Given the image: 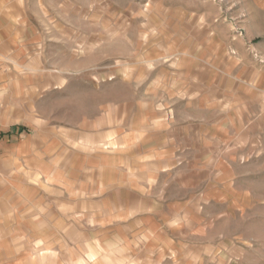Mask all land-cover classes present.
<instances>
[{
	"label": "rangeland",
	"instance_id": "1",
	"mask_svg": "<svg viewBox=\"0 0 264 264\" xmlns=\"http://www.w3.org/2000/svg\"><path fill=\"white\" fill-rule=\"evenodd\" d=\"M28 1V44L0 48V252L81 264L103 241L115 264H264L263 186L229 143L235 74L264 69V0ZM34 184L27 246L7 190Z\"/></svg>",
	"mask_w": 264,
	"mask_h": 264
},
{
	"label": "crops",
	"instance_id": "2",
	"mask_svg": "<svg viewBox=\"0 0 264 264\" xmlns=\"http://www.w3.org/2000/svg\"><path fill=\"white\" fill-rule=\"evenodd\" d=\"M28 3V0H0V48L21 43L28 44V41L23 40L28 39V37L23 33L22 27L15 25L19 14L22 18L21 8H27ZM235 75L236 100L240 120L237 122L236 127L230 126L234 129L232 131L234 137L237 138L235 140L230 139L229 143H240L241 153L247 160V174L254 177L252 178V184L255 185L256 183L255 188L259 190L263 186L262 189L264 190L263 179H260L261 174L264 173V69L256 65H250L242 68ZM23 129L20 127L18 131H23ZM226 142L228 141L226 140ZM250 160L252 161L250 162ZM13 192L8 188L7 196L14 198L10 202L9 208L11 209L6 218L17 229L13 230L14 226H11L12 228L9 231L11 235L19 231L20 237L27 239L26 244L28 246L30 242L28 238L30 237L35 238L37 241L41 240L37 184L22 189L18 188L19 195L17 197ZM255 196L253 197L250 194V200L255 199ZM260 196L261 194H258L257 197L260 198ZM3 209H6V206H3ZM97 244L99 245V242ZM99 246H102V254L95 256V258L88 257L86 258L88 259L87 263L81 261V264L117 263L116 260L109 259L111 255L116 254L114 250L117 246L103 241ZM86 253L89 256L90 253ZM5 254L7 256L6 260L0 252V264H35L29 260L21 261L20 252L14 247L11 248V251L9 249L7 252L5 251ZM91 257H93V254H91ZM36 264H42V261L40 260Z\"/></svg>",
	"mask_w": 264,
	"mask_h": 264
}]
</instances>
